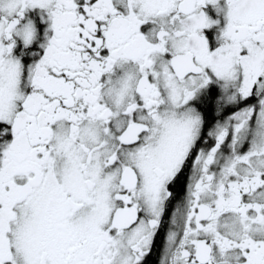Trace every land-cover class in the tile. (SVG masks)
Wrapping results in <instances>:
<instances>
[{
	"label": "snow or ice",
	"instance_id": "1",
	"mask_svg": "<svg viewBox=\"0 0 264 264\" xmlns=\"http://www.w3.org/2000/svg\"><path fill=\"white\" fill-rule=\"evenodd\" d=\"M0 264H264V0H0Z\"/></svg>",
	"mask_w": 264,
	"mask_h": 264
}]
</instances>
